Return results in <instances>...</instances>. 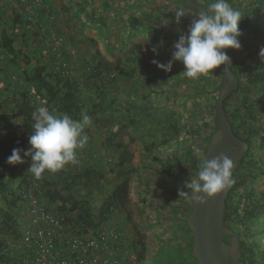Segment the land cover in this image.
<instances>
[{
  "label": "trees",
  "instance_id": "1",
  "mask_svg": "<svg viewBox=\"0 0 264 264\" xmlns=\"http://www.w3.org/2000/svg\"><path fill=\"white\" fill-rule=\"evenodd\" d=\"M18 4L20 11L19 14L15 13V17L11 18L5 12L0 13V190L4 196H7L9 183L15 184L18 180L22 189V192H14L11 198L5 197L9 211L3 212L0 223L2 225L0 227V261L5 258L8 247L1 237L14 236L15 239L20 237L24 224H21L18 216L23 210L26 212L28 210L27 195L32 187H34L36 198L44 207L59 219L64 220V223L79 235L86 236L90 231L96 232L103 225L120 217L129 203L131 181L136 171L131 167V154L118 141L113 148L116 154L115 162L108 167L112 180L104 177L102 160L87 153L85 149L77 150V162L72 165V169L68 168L71 164L69 163L58 172L45 171L40 180H36L30 173L34 163L32 156L35 154V149L29 143V137L34 134L32 113L35 109L44 106L50 112L67 113L74 120H82L83 114H87L94 122L97 120L101 123L107 115L119 111L106 99H110L109 87L117 81L116 75L122 69L124 60L108 61L98 45L91 40L90 43L93 46L91 58L80 67L84 84L90 91L88 99L90 105L86 106L85 99L79 91L78 80L70 75L72 63L68 51L63 48L66 37L59 26L60 13L51 7L48 0H45L44 6L36 8L33 14L29 12L31 4L21 0H18ZM175 5V8L184 7L188 10V13L180 20H192L199 13L198 10L188 6L185 0H176ZM51 16H54V19ZM172 20H176V10ZM97 22L101 23L102 20L99 19ZM18 24L21 25L20 29L17 27ZM21 29L27 30L26 38L23 34L20 36V33L17 34L18 31H22ZM52 34L63 39L61 58L64 57V63L47 43L46 37L51 38ZM31 41L36 48L34 52L41 54V59L37 58L35 63L31 61L24 49L18 48L16 44L21 42V45L29 49ZM252 42L240 39L242 47L239 50L234 49L236 52L232 49L225 50L231 59L230 67L238 77L239 84L226 99L224 109L235 136L249 145V150L242 155L237 170L252 169L248 171V177L258 179L264 175V71L261 69L264 60L259 55L261 48H264V43L254 46ZM251 48L256 50L250 51ZM243 53L247 54L245 59L240 56ZM125 61L130 62V58H125ZM243 79L245 82L242 81ZM234 95L239 98L238 104L233 108L235 110L228 106ZM9 97L16 99L8 104ZM213 109L215 110V106ZM174 121L172 119L166 121L170 127L165 137L171 134L173 138H178L179 130ZM215 125L217 130L216 117ZM86 130L87 127L84 129L85 134H87ZM212 135L206 138V142L210 141ZM111 137H108L109 143L113 141ZM130 139L134 141L133 138ZM89 143L88 140L87 145ZM147 147L146 153L149 152V146ZM14 148L24 150L21 156L25 162L16 166L7 163V158ZM258 150L262 152L258 153ZM25 151L31 154L25 156ZM189 152L190 161L166 162L165 170H169L176 180L182 178L185 185L184 192L191 195L192 190L187 187V184L194 178L198 179L197 173L201 162L193 157V151L189 150ZM254 153L257 159L252 158ZM79 163H83V168H80ZM9 171L12 174L6 178ZM235 174L234 183L230 187L227 198L224 223L226 227L233 229L238 223L245 224L247 221L246 225L250 227L247 230L249 235L252 233L251 226L255 225L254 221L264 216V195H261L258 200L252 199L254 194L249 195L248 203L246 202L243 210L244 216H241L242 203L236 198L240 197L238 189L242 186V181L237 182ZM84 178H87L85 185L82 184ZM98 194L101 197L100 201H98ZM178 201L185 206L184 210L189 215L192 211V202H189V198L179 197ZM166 203L170 202L166 201ZM96 204H98L97 208H95ZM124 219L130 220V215L128 214ZM117 226L123 232L122 226L119 224ZM184 226L192 236L187 226V217ZM260 234L264 235V229L260 231ZM188 243L190 256L197 264L192 256L193 236ZM241 245L244 247L245 243ZM133 248L138 254L139 262H142L146 256V247L140 235L134 241ZM172 254L175 257L179 256V260L182 261V256L177 250H174ZM243 255L249 260V264L261 262L264 259V246L261 240L259 242L256 239L247 244ZM258 256L261 257L260 261Z\"/></svg>",
  "mask_w": 264,
  "mask_h": 264
},
{
  "label": "rangeland",
  "instance_id": "2",
  "mask_svg": "<svg viewBox=\"0 0 264 264\" xmlns=\"http://www.w3.org/2000/svg\"><path fill=\"white\" fill-rule=\"evenodd\" d=\"M208 1L209 4L215 2V0ZM175 2L176 0H142V2L138 0V5L142 4L139 6V10L148 8L153 19L147 20L148 22L142 26L140 22H135L136 15L139 13H130L127 18L124 15L123 21L127 20L132 23L127 30L119 28L117 24L109 30L99 25H87L82 17H71L70 10L64 11L63 18H61V14L58 18L60 25L69 31L66 33H74L70 37L76 38L71 45V51L70 48L68 49L70 45L65 44L63 48L70 51V62L72 63L70 72L78 80L79 91L85 99L86 106L90 105L88 100L90 91L84 84L83 72L80 67L91 58L93 52L91 40H95L94 42L97 43L101 53L108 61L124 60L122 69L116 75L117 81L114 86L109 87L110 99H106L107 102L112 103L113 108L119 111L107 115L101 123L96 120V125L90 130H86L90 146L86 144L83 149L92 155L97 152V148L101 149L106 158V161L103 162L104 177L108 180L112 178L108 167L109 164L115 162L116 154L113 148L116 142L119 141L123 144L131 154V167L136 171H134L131 181L127 211L123 210L117 222L124 226L125 232L129 236L131 235L132 239L136 237L138 231L147 232L151 238L147 254L149 260L153 247L156 250L158 248L156 243L159 241L155 242L154 239L163 238L159 246L162 251L157 252L149 263H145L146 260H144L140 264H195L190 256L187 235L186 243L183 242L182 235L183 231L187 230L184 221L188 214L184 210L185 206L178 201L180 197L178 192L184 191L185 185L182 178L176 180L169 170H165V167L166 162L169 161L180 160L182 163L190 161L189 150L193 151L194 144L201 149V152L197 155L193 151V157H196L200 162L206 159L209 143L206 142V138L210 137L216 128L213 108L217 103L218 90L223 83L224 70L222 66L214 69L213 73L207 76L202 75L199 79H190L183 74L185 70L183 63L173 60L174 43L178 41L181 34H188L192 24L191 19L180 20L179 24L175 23L176 20H172ZM121 35L125 37L122 40H120ZM239 39H244V37ZM154 48L158 54L153 52ZM232 51L236 52L234 49ZM240 56L245 59L247 54L243 53ZM127 57L130 58V62L125 61ZM63 58L59 59L64 63ZM153 60L162 64L172 61V71L161 70L153 64ZM261 69L264 71V64ZM242 81L245 82V79ZM126 83L131 85L128 88V95L133 97L132 99L128 98V101L121 93V87ZM164 90H167L168 94ZM153 92L158 94L155 96ZM15 99L9 97L7 103L10 104ZM237 99L239 100L235 95L232 97L228 104L229 108L233 109L238 104ZM170 119L175 120L173 123L179 130L178 138H173L171 134L165 137L168 127H170L166 121ZM92 122L94 121L92 120ZM109 136L113 137V141L110 143L108 142ZM130 138H133L134 141ZM147 146H149V152L146 153ZM261 152L258 150V153ZM252 158L257 159L256 153ZM72 165L73 163L70 167ZM79 166L83 168V163H79ZM248 171L242 168L235 174V180L242 181V186L238 189L240 197L236 198L242 203L241 210L245 208L246 202L248 203L249 195H255L253 200H258L261 195H264V175L258 179H251L247 175ZM11 174L12 172L9 171L6 178ZM82 184H87V178L83 179ZM99 195L98 201L101 199ZM166 201L170 203L167 204ZM176 205L178 206L177 210L174 209ZM97 207L98 204L95 205V208ZM0 210L1 223L3 212L9 211L7 200H0ZM128 214L130 220L124 222V218H127ZM179 219L180 222L182 221V227L177 228L178 221L176 222V220ZM254 223V226L251 224L252 233L248 235L245 232L244 237L247 242L256 239L260 242L261 240L264 246V236L260 234L264 228V216L255 220ZM234 227L236 230V225ZM189 239L191 240L190 237ZM174 250H179L182 261L179 260V256L175 257L172 254ZM260 258L258 256L259 261ZM262 260L257 264L264 263V259ZM247 263H249L248 259Z\"/></svg>",
  "mask_w": 264,
  "mask_h": 264
},
{
  "label": "clouds",
  "instance_id": "3",
  "mask_svg": "<svg viewBox=\"0 0 264 264\" xmlns=\"http://www.w3.org/2000/svg\"><path fill=\"white\" fill-rule=\"evenodd\" d=\"M193 3L200 5L201 0H193ZM203 4L207 11L201 8L198 16L193 17L188 34H181L174 43L173 60L183 63V74L190 79L207 76L222 65L230 66L231 59L225 50H239L242 47L239 40L242 35L241 11L233 8L228 0H215L211 4L203 0ZM186 13L188 10L184 7L176 8L177 24ZM153 52L158 54L155 48ZM259 55L264 60V48H261ZM153 64L165 72L172 71V61L162 64L153 60ZM32 120L34 134L29 137V143L35 149V154L32 156L34 163L30 173L36 180L42 179L45 171L55 173L67 164L77 162V150L83 149L89 139L84 132L85 127L92 122L89 115L83 114L82 120H74L67 113L50 112L46 107L40 106L32 113ZM22 151L24 150L21 148H14L7 163L12 166L24 163ZM193 151L199 155L201 149L194 144ZM30 154L24 152L25 156ZM233 167V161L224 153L210 160H202L197 173L198 179L187 184L192 194L179 191L178 195L189 198V202L205 205L206 198L217 197L234 183Z\"/></svg>",
  "mask_w": 264,
  "mask_h": 264
},
{
  "label": "built area",
  "instance_id": "4",
  "mask_svg": "<svg viewBox=\"0 0 264 264\" xmlns=\"http://www.w3.org/2000/svg\"><path fill=\"white\" fill-rule=\"evenodd\" d=\"M21 1L31 4V14L45 2ZM46 40L61 58L63 39L52 34ZM27 202L29 219L22 226L19 238L9 237L6 256L0 264H140L136 250L127 244L115 221L81 236L40 203L34 187L29 189Z\"/></svg>",
  "mask_w": 264,
  "mask_h": 264
},
{
  "label": "crops",
  "instance_id": "5",
  "mask_svg": "<svg viewBox=\"0 0 264 264\" xmlns=\"http://www.w3.org/2000/svg\"><path fill=\"white\" fill-rule=\"evenodd\" d=\"M140 1L142 2V0H140ZM48 2L50 3L51 7L56 12H58L62 15L61 18H63L64 11L70 10L71 11V14H70L71 17H82L85 24H87V25L88 24L99 25L106 30H109L110 28L117 26V25H119V28H124L127 30L129 28V25L131 26L132 23L130 21H127V20L123 21V16L125 15V17L127 18L129 16V14L133 13V12H134V14L139 13V15L138 14L136 15L135 22L136 21L140 22L142 24V26H144L145 22H148L147 20L153 19V17L150 15L148 8H146V9L140 8L142 10H139V6H141L142 4L138 5L139 4L138 0H135V1H127V0H48ZM211 2H213V1H211ZM228 2L231 4V6L233 8L239 9L242 13L243 19H242L241 24H240V30L242 32V35L240 37H244V39H246V40L253 41L252 45H254V46L262 45V43H264V0H228ZM207 3L209 4L208 0H207ZM144 10H146V11L144 12ZM174 10H176L175 7H174ZM19 11H20V6L18 4V0H0V13L5 12L8 16L13 18V17H15V13L19 14ZM23 14L25 15V13H23ZM174 14H175V11H174ZM93 19L97 20V21H99V19H100V20H102V22L98 23L97 21H94ZM58 22H59L60 28L62 29V33H64V35L66 37L65 44L70 45L69 47L68 46L67 47H68V49L70 48V51H71V45L76 40V38L70 37V35L73 36L74 33H66V31L67 32H69V31L65 30V28L62 27V25H60V21H58ZM179 23H181V21ZM146 25L148 26L150 24H146ZM17 27L20 29L21 25L18 24ZM21 30L22 31H18L17 34L20 33L19 36L23 34V35H25L24 38H26L27 30L26 29H21ZM56 34H58V33H56ZM121 36L122 37L120 40H122V38H125L124 35H121ZM67 40H68V44H67ZM116 41H117V39H116ZM33 43L34 42H32V41L29 42V45H30L29 49H26L25 45H21V42L16 43V44H17L18 48L24 49V52L28 56H30L31 61H33V63H35L37 58L41 59V54L34 52L36 50V48H35V45ZM255 50H256L255 48L250 49V51H255ZM259 50L260 49H258V51ZM70 51H68V53ZM130 86L131 85H128V83H126V84H124V86L121 87V93L124 94V98L127 101H128V98H130V99L133 98L132 96L128 95V88ZM136 91H138L137 88H136ZM164 91L166 92V94H168L167 90H164ZM164 91H162V93H165ZM156 94H158V93L153 92V95L156 96ZM125 111H127V110H125ZM95 125H96L95 122H91V124L89 126H86V127H87V129L90 130L91 127H94ZM94 155H95V158L96 157L99 158L100 160H102V162L106 161L105 154L101 152V149L97 148V152H95ZM70 165L68 168L72 169V167H70ZM14 192L15 193L16 192H22V189L19 186V180L16 181L15 184H13V182L9 183V189L7 190V193H6L8 198H11L13 196L12 194ZM7 196H4V194L0 190V200L5 199V197H7ZM174 207H175V210H177L178 206L176 205ZM18 217H19L18 219H20V221H21V224H25V222L29 219L28 218L29 217L28 210H27V212L25 210H23ZM126 221H128V220L124 219V222H126ZM177 221H178L177 228L182 227L181 226L182 221L180 222V219L176 220V222ZM115 222L118 224L117 220H115ZM122 228H123V232H124L123 234L125 236L124 238H125L127 244L131 247L133 246V243L136 240L138 235H140L143 238L144 243H145V247H146V251H145L146 256L143 259V261L146 260L145 263H147V262L149 263V261L153 258L154 255H156L157 252L162 251V248H160L159 246H160V243H162L161 240L163 238L157 237V239H154V241L155 242L159 241L158 243H156V244H158L159 249L157 248V250H156V248L153 247V249L151 250L152 251L151 256H149V258H150V260H149L147 254H148V249H150L149 240L151 238H149V235L147 234V232L143 231V233H142V232L138 231V232H136V237L132 239L131 235L129 236L125 232L124 226H122ZM186 231H183V234H182L184 243H186L185 242L186 241V235H187V243L190 242L189 237L192 238L190 232L188 230H186ZM153 237L155 238L156 236H153ZM1 238L5 243L9 242V236H2ZM146 239H147V241H146ZM263 242H264V240H263ZM175 249H177V248H175Z\"/></svg>",
  "mask_w": 264,
  "mask_h": 264
},
{
  "label": "water",
  "instance_id": "6",
  "mask_svg": "<svg viewBox=\"0 0 264 264\" xmlns=\"http://www.w3.org/2000/svg\"><path fill=\"white\" fill-rule=\"evenodd\" d=\"M188 6L200 11L206 6L201 0L195 5L193 0H185ZM227 68L226 70H224ZM222 86L215 105L217 130L213 133L207 146L206 159L227 155L234 164L232 179L237 171L240 159L249 150V145L235 136L233 128L226 117L224 103L239 84L238 77L231 67L223 65ZM230 187L215 198H206L207 203L200 205L192 201V211L187 217V226L193 236L192 256L197 264H243L240 241L236 233L225 226L224 217ZM192 194V192H191ZM226 238H231L226 243Z\"/></svg>",
  "mask_w": 264,
  "mask_h": 264
},
{
  "label": "flooded vegetation",
  "instance_id": "7",
  "mask_svg": "<svg viewBox=\"0 0 264 264\" xmlns=\"http://www.w3.org/2000/svg\"><path fill=\"white\" fill-rule=\"evenodd\" d=\"M243 210L240 211L241 216H244ZM246 223H247V221H245V224L244 223H238L236 225V230H235V227L233 229H231V230H233L236 233V235L239 238V241H240V250H241V253H242L241 262H243V264H249V263H247V259L244 257L243 252H245V249H246L247 244H250L251 243V242H247L246 238L244 237L245 232L247 233L248 228H250L248 225H246ZM241 231H242V234H241ZM230 240H231V238H227L225 241H226V243H229ZM242 243H245V246L244 247H242V245H241Z\"/></svg>",
  "mask_w": 264,
  "mask_h": 264
}]
</instances>
